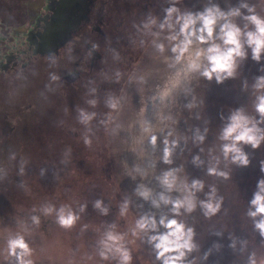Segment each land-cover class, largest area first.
I'll list each match as a JSON object with an SVG mask.
<instances>
[{"label": "rangeland", "instance_id": "rangeland-1", "mask_svg": "<svg viewBox=\"0 0 264 264\" xmlns=\"http://www.w3.org/2000/svg\"><path fill=\"white\" fill-rule=\"evenodd\" d=\"M242 3L264 16V0H179L175 7L195 13ZM171 6L173 0H0V264H16L7 241L17 235L31 248L33 264H118L114 254L100 257L109 231L124 237L131 264H159L146 235L132 230L140 216L159 217L170 206L155 209L136 191L143 185L158 199L164 189L157 178L169 169L179 170L180 181L202 180L205 193L214 185L222 198L211 218L199 208L180 218L194 228L197 246L185 264H249L253 254L264 264V237L247 216L264 178V144L245 147L248 167L221 160L229 179L206 171L219 155L218 137L230 113L243 108L255 114L252 85L264 76V57L258 64L249 54L236 77L222 84L188 72V57L176 62L169 32L160 29ZM111 78L117 83L105 85ZM98 92L107 101L99 102ZM81 110L94 114L87 124L80 122ZM101 114L102 137L93 128ZM165 139L177 142L171 164L162 161ZM97 200L107 215L94 208ZM48 206L55 209L51 215L44 214ZM61 207L79 216L71 229L56 222Z\"/></svg>", "mask_w": 264, "mask_h": 264}, {"label": "clouds", "instance_id": "clouds-1", "mask_svg": "<svg viewBox=\"0 0 264 264\" xmlns=\"http://www.w3.org/2000/svg\"><path fill=\"white\" fill-rule=\"evenodd\" d=\"M176 3H179V0H173V6L165 10V19L160 24V29H167L169 32L167 39L171 43L170 50L175 55L176 62L188 57V72L197 73L207 81L215 80L217 84H222L225 80L236 77L239 63L247 60L249 54L254 62L261 63L264 57V16L258 15L254 6L242 3L238 7L223 11L213 4L193 13L181 12L175 7ZM241 9L246 10L248 14L244 15ZM238 19L244 21L243 26L237 23ZM152 23L155 24V21ZM155 47L160 53H164L163 43L156 44ZM252 88L255 93L252 105L255 114L249 115L243 108H237L230 113L218 137L219 155L213 158L215 163L210 162L206 170L207 175L229 179L228 172L220 168L221 160L239 167H248L250 159L245 147L257 150L264 144V76L256 77ZM90 103L94 105L95 102ZM110 107L115 109L116 105L111 104ZM93 116L94 114L89 115L81 110L80 122L87 124ZM204 139L203 135L197 136L201 144ZM151 143L156 144L155 135L151 137ZM163 143L162 161L164 164H171L172 151L177 142L169 143L165 139ZM85 144H90V141L86 139ZM193 163L199 167L203 161L196 156ZM178 171L169 169L157 178L164 189L158 199L152 198V191L143 185L136 191L140 198L150 201L155 209H160L161 205L170 206L169 212L162 213L159 217L155 214L140 216L132 230L133 236L139 233L146 235L147 243L152 247L159 264H185L188 256L196 250L195 230L180 219L182 216L191 215L199 208L207 219L221 210L222 198H217L214 185L208 186L205 193V183L202 180L193 179L190 183L180 181L176 174ZM260 172L264 173V161L260 162ZM173 192L180 195L173 198ZM198 193H204L205 198L199 199ZM128 206V201H125L121 206V216L127 213ZM85 208L86 205L81 206L80 211ZM94 208L103 215L108 213L101 200L95 201ZM53 211L55 209L51 206L44 208L45 215H51ZM247 216L253 221L254 229L264 237V178L257 181L256 190L249 201ZM56 218L61 228L71 229L79 216L70 208L61 207L56 212ZM33 222L39 224V218L33 217ZM123 239L118 233H106L101 241V259L107 260L109 254H114L118 258V264H131L132 254L123 245ZM7 251L16 264H33L32 250L23 235L10 238L7 241ZM249 264H256L254 254L249 257Z\"/></svg>", "mask_w": 264, "mask_h": 264}, {"label": "trees", "instance_id": "trees-1", "mask_svg": "<svg viewBox=\"0 0 264 264\" xmlns=\"http://www.w3.org/2000/svg\"><path fill=\"white\" fill-rule=\"evenodd\" d=\"M111 80L112 81H106L105 82V85L107 84V85H109L110 84V82H113V84H116L117 83V79L116 78H111ZM117 86V85H116ZM97 99L99 100V102H103V101H107V95L106 96H104V94L102 95V93L101 92H98V97H97ZM96 99V100H97ZM95 100V101H96ZM111 103H113L114 104V95H111ZM103 119V115L101 114L100 115V118L99 117H97V121L95 122V127L93 126V128H95V129H97L98 128V134L100 135V137H102L103 136V134H104V128H105V123L103 122V121H101ZM98 120H100V121H98ZM97 127V128H96ZM94 130V129H93ZM95 131H97V130H95ZM90 132H94V131H92V130H90Z\"/></svg>", "mask_w": 264, "mask_h": 264}]
</instances>
